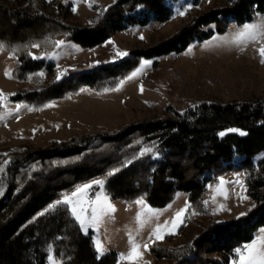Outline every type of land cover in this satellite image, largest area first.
Instances as JSON below:
<instances>
[{"label":"trees","instance_id":"obj_1","mask_svg":"<svg viewBox=\"0 0 264 264\" xmlns=\"http://www.w3.org/2000/svg\"><path fill=\"white\" fill-rule=\"evenodd\" d=\"M35 2L21 0L19 5L9 6L0 0V44L6 49L57 34H67V40L83 46H95L130 24H146L152 18L165 21L172 13L166 0H117L94 25L82 26L70 25L53 12L35 10ZM255 2L257 10L264 12V0H238L216 8L152 48L137 50L119 62L79 72L76 78L47 87L42 91L48 93L44 99L58 96L55 92L72 82L77 84L75 89L83 84L100 88L116 84L143 57L182 50L195 39L207 38L213 30L206 31L202 26L212 20L217 21L218 31L225 30L230 17L241 23L251 20ZM15 54L19 76L47 63L26 52ZM36 94L12 98L32 102ZM233 126L247 130V134L230 133L220 138V131ZM154 137L162 143L161 160L153 153L140 155L143 138ZM263 150L264 99H260L205 103L198 113L175 111L130 124L114 134L76 135L61 144L17 153L9 166V183L0 196V264H48L51 247L63 254L67 264H115L116 259L110 255L98 258L93 236L83 231L68 204L47 209L79 182L111 168L117 169L107 183L112 195L123 199L143 195L156 207L166 206L178 190L190 191L191 206H196L199 192L211 179L208 173L244 169L257 209L239 219L211 224L188 246L151 247L156 256L172 259L164 264H228L234 248L251 241L255 231L264 226V159L257 166L253 162ZM237 154L245 155V159L235 164Z\"/></svg>","mask_w":264,"mask_h":264},{"label":"rangeland","instance_id":"obj_2","mask_svg":"<svg viewBox=\"0 0 264 264\" xmlns=\"http://www.w3.org/2000/svg\"><path fill=\"white\" fill-rule=\"evenodd\" d=\"M1 1L9 6H17L21 2V0ZM116 1L36 0L33 6L35 10L57 14L70 25L92 26ZM236 1L238 0H166L172 13L165 21L152 18L146 24H130L124 29L115 31L95 46H83L67 40V34L52 35L43 40L15 45L12 48L19 49L18 52H31L35 56L45 57L35 60L47 62L42 68L23 74L24 76H19L17 73L18 56L16 54L13 56L10 49L0 51V93L6 98V100L0 98V116L5 117L0 120V169H3L0 171V196L9 183L6 179L11 174L9 166L17 153L54 143L61 144L76 135L114 134L130 124L158 115L173 114L175 111L198 113L202 111L205 103L264 99V63H261L259 53V49L264 47V39L242 44H237L235 41L237 34L245 25L255 24L260 31H264V12L257 10L256 2L253 4L254 15L251 20L241 23L230 17L224 31H218L217 21L212 20L202 26L206 31L213 30L207 38L195 39L182 50L143 57L137 67L116 84L103 88L83 84L75 89L77 84L72 82L70 86L56 91L58 96L44 99L48 93L42 91L47 87L76 78L79 72L97 69L107 63L119 62L132 56L137 50L152 48L198 17L216 8L233 5ZM180 12L185 14L179 15ZM60 40L65 44L57 48L55 41ZM34 43H39L41 47H30ZM117 50L128 55L117 56ZM6 72L10 73L11 78ZM39 73H43V77L39 76ZM105 79L107 81L108 78ZM31 92H38L32 102L12 98L14 95H26ZM17 105L26 107H21L17 111ZM7 113L12 114L6 115ZM230 129L236 131H229ZM242 132L247 134V130L233 126L220 131L219 136L222 138L230 133L241 135ZM220 133L225 134L220 135ZM143 140L145 142L140 148V155L153 153L155 159H163V147L159 138H143ZM244 159L245 155L237 154L233 163H241ZM263 159L264 150L253 158L254 165H259ZM116 171V168H111L103 174L79 182L47 208H54L52 206H56L57 201L63 203L66 196L73 201L79 196H83L85 201L95 200L98 194L106 196L116 211L111 217L104 218L98 230L89 226L86 234H91L94 242L99 239L106 249L100 257L110 255L111 259H116L115 264H133L131 261L120 259V254L127 255L131 250L129 233L139 245H148L147 249L141 247L142 256L135 261V264H164L171 262L172 259L167 256H156L151 250L154 244L171 247L188 246L211 224L242 218L258 208V202L249 194L247 172L244 169L228 170L220 174L208 173L211 179L199 192L196 206H191L190 191L178 190L174 199L163 207L151 205L143 195L133 199L112 195L107 183L111 176L109 173L114 174ZM221 179L226 182L223 188L227 191V199L217 192ZM97 180L104 181L103 187L93 184L87 195L72 196L78 187L92 184ZM141 198L145 205L159 214L152 216L146 208L135 203ZM68 205L72 209V205ZM186 205L191 207L184 213V223L176 229L175 234H165L162 240H155L154 237L152 240L149 239L157 225L173 220L176 213L185 209ZM221 205L224 206V210H220ZM142 209L148 223L140 231L135 217ZM193 212L196 214L193 215ZM86 214L91 215L90 207ZM262 227L255 231L251 241L234 248L228 264H233V261L239 259L236 249L243 250L246 244L264 234ZM49 256H55L62 264H67L63 254H59L55 247L50 248Z\"/></svg>","mask_w":264,"mask_h":264},{"label":"snow or ice","instance_id":"obj_3","mask_svg":"<svg viewBox=\"0 0 264 264\" xmlns=\"http://www.w3.org/2000/svg\"><path fill=\"white\" fill-rule=\"evenodd\" d=\"M91 6V4L89 5ZM75 11V9H73ZM179 15H184V12L178 13ZM141 39L143 37L141 36ZM258 39H264V31H260L257 25L255 24H249L245 25L243 30H241L236 38L235 41L237 44H242L245 42H252V41H257ZM65 42L63 40L60 41H55V46L57 48L63 46ZM30 47L32 48H39L41 45L39 43H34ZM8 50L6 49V46L3 44H0V51H5ZM19 49H11L10 51L12 52L13 56H15L16 51ZM259 53L261 56V63H264V47H261L259 49ZM28 55L32 56L33 59H41L45 57H38L33 55L31 52L27 53ZM117 56H126L128 53L126 52H120L117 50ZM147 63V62H146ZM6 75H9L11 78L10 73L6 72ZM39 76L43 77V73H39ZM131 79V77H130ZM119 90V89H115ZM141 91H143V88L141 87ZM0 98H3L6 100V98L3 97V94L0 93ZM51 105H48L50 107ZM21 107H26L24 105H17V111ZM29 110H35V109H29ZM12 113H7L6 115H11ZM5 119L4 116H0V120ZM229 131H236L235 129H230ZM225 133H220V135H224ZM246 133H241V135H245ZM147 151V150H145ZM143 153H141L142 155ZM130 163V161L128 162ZM3 169H0L2 171ZM113 173H109V175H112ZM226 182L221 179L220 185L217 186V192L224 196L225 199H227V191L226 189L223 188V185ZM93 184L99 185L100 187H103L104 181L103 180H97L94 181L92 184H85L76 189L74 193H72L73 197H78V194H83L87 195V192L89 189L93 187ZM215 199V198H213ZM243 199H247V197H243ZM57 203H61V201H57ZM65 204H71L72 205V215L75 217L76 221L79 222L81 228L87 233L89 226L96 228L97 230L99 229L100 225L103 223L105 217H111L112 214L116 211L115 207L110 203L108 198L106 196H103L102 194H98L95 198V200L92 201H85L83 199V196H79L75 201L69 199L67 196L65 197V200L63 201ZM136 204L142 205L143 208L147 209V212L150 213L152 216H157L159 213L156 210H153L151 207L145 205V202L143 198L138 199L135 201ZM52 207H55L53 205ZM90 207L91 210V215L88 216L86 214L88 208ZM190 205H186L185 209H181L176 213V216L173 220L165 222L163 225H157L153 231L152 235L149 237L150 240L155 238V240H162L164 239L165 234L167 235H172L175 234L176 229L184 223V213L190 208ZM79 209V210H78ZM220 210H224V206H220ZM195 215L196 213H192ZM241 215H244V213H241ZM135 220L137 221L139 225V230L142 231L144 226L148 223V219L145 218V212L142 209L140 213L137 214L135 217ZM129 243L131 246L130 252L125 255V254H120V259L123 260H128L133 262L135 264V261L141 258L142 252L140 251L141 247L144 249H147L148 245L145 244L143 246L139 245L136 243L135 238L129 233ZM95 249L97 251L98 258L99 256H102L106 249L103 247L99 239L95 241ZM237 253V256L239 257L238 260L233 261V264H264V234L258 236L256 239H254L251 243L246 244L243 248L241 249H236L235 250ZM49 264H62L60 260H58L55 256H49L48 257Z\"/></svg>","mask_w":264,"mask_h":264},{"label":"crops","instance_id":"obj_4","mask_svg":"<svg viewBox=\"0 0 264 264\" xmlns=\"http://www.w3.org/2000/svg\"><path fill=\"white\" fill-rule=\"evenodd\" d=\"M262 228H263L262 230H264V226Z\"/></svg>","mask_w":264,"mask_h":264},{"label":"bare ground","instance_id":"obj_5","mask_svg":"<svg viewBox=\"0 0 264 264\" xmlns=\"http://www.w3.org/2000/svg\"><path fill=\"white\" fill-rule=\"evenodd\" d=\"M2 64V63H1Z\"/></svg>","mask_w":264,"mask_h":264}]
</instances>
